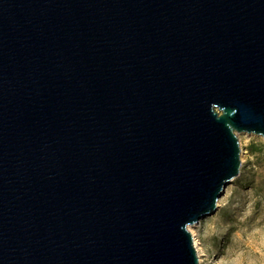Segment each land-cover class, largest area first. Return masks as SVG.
Masks as SVG:
<instances>
[{
    "label": "water",
    "instance_id": "95a60500",
    "mask_svg": "<svg viewBox=\"0 0 264 264\" xmlns=\"http://www.w3.org/2000/svg\"><path fill=\"white\" fill-rule=\"evenodd\" d=\"M240 134L264 0H0V264H199Z\"/></svg>",
    "mask_w": 264,
    "mask_h": 264
},
{
    "label": "rangeland",
    "instance_id": "374dc122",
    "mask_svg": "<svg viewBox=\"0 0 264 264\" xmlns=\"http://www.w3.org/2000/svg\"><path fill=\"white\" fill-rule=\"evenodd\" d=\"M237 137L239 177L226 187L216 212L189 228L199 264H264V140Z\"/></svg>",
    "mask_w": 264,
    "mask_h": 264
},
{
    "label": "bare ground",
    "instance_id": "6f19581e",
    "mask_svg": "<svg viewBox=\"0 0 264 264\" xmlns=\"http://www.w3.org/2000/svg\"><path fill=\"white\" fill-rule=\"evenodd\" d=\"M200 263H201V261H200Z\"/></svg>",
    "mask_w": 264,
    "mask_h": 264
}]
</instances>
